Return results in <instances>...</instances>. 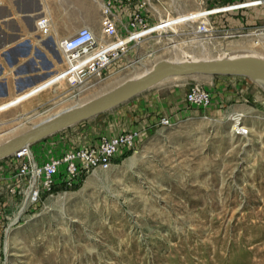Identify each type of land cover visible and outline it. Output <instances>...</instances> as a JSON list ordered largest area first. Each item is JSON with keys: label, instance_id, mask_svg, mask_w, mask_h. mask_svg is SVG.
<instances>
[{"label": "rangeland", "instance_id": "374dc122", "mask_svg": "<svg viewBox=\"0 0 264 264\" xmlns=\"http://www.w3.org/2000/svg\"><path fill=\"white\" fill-rule=\"evenodd\" d=\"M103 4L77 0L74 18L85 16L88 23L65 24L63 39L84 25L99 37ZM227 4L144 0L148 33L79 87L58 76L39 94L43 105L21 119L13 118L24 102L0 111V144L157 64L220 60L250 50L264 56V31H228ZM201 22L210 34L196 33ZM126 24L116 21L120 39ZM195 85L211 95L208 109L186 106ZM236 113L250 129L246 138L234 134ZM121 134L135 138L107 170L72 186L57 184L34 204L0 195V264H264V88L257 81L169 79L29 148L44 161Z\"/></svg>", "mask_w": 264, "mask_h": 264}, {"label": "built area", "instance_id": "2783aa9c", "mask_svg": "<svg viewBox=\"0 0 264 264\" xmlns=\"http://www.w3.org/2000/svg\"><path fill=\"white\" fill-rule=\"evenodd\" d=\"M119 1L127 4L132 0ZM142 7L140 4L139 9L132 13L124 26V37L120 39L110 5L103 4L100 36L96 37L90 28L83 26L65 39L60 44L63 69L55 75L60 76L61 81L73 89L120 59L129 45L137 44L147 32ZM49 22L44 16L36 20V28L42 35H47ZM210 32L211 29L205 22H201L196 28V33L200 36H206ZM186 103L190 107L205 110L211 107L212 97L201 86L195 85L188 91ZM236 135L246 138L249 129L240 127ZM134 138V134L103 136L93 145L73 149L61 157L44 161L30 156L26 148L22 149L5 162L4 174L0 176V195L7 199L13 197V201L20 197L22 206L25 203H38L42 196L50 193L57 184L72 186L77 184L81 177L97 169L107 170L112 159L130 145Z\"/></svg>", "mask_w": 264, "mask_h": 264}, {"label": "crops", "instance_id": "0c3cea01", "mask_svg": "<svg viewBox=\"0 0 264 264\" xmlns=\"http://www.w3.org/2000/svg\"><path fill=\"white\" fill-rule=\"evenodd\" d=\"M76 1L0 0V111L22 102L27 104L13 119H21L43 105L44 99L39 94L59 82L55 74L63 69L60 44L64 40L65 24L88 23L85 16L75 20ZM103 3L110 5L114 19L121 24L129 21L144 0H133V4H122L119 0H103ZM146 11V7L141 8L142 14ZM222 12L226 13V27L232 35L264 31V0H228L227 8ZM40 16L50 18L47 35H42L36 28ZM80 27L83 26L77 28ZM259 55L264 58L261 53ZM186 106L200 110L187 103ZM2 170L3 166L0 172ZM8 200L14 198L8 197Z\"/></svg>", "mask_w": 264, "mask_h": 264}, {"label": "water", "instance_id": "95a60500", "mask_svg": "<svg viewBox=\"0 0 264 264\" xmlns=\"http://www.w3.org/2000/svg\"><path fill=\"white\" fill-rule=\"evenodd\" d=\"M193 75L246 77L264 83V58L243 56L225 60L157 64L143 76L127 80L83 105L72 107L44 119L17 136L1 143L0 160L64 128L105 112L153 87L167 77Z\"/></svg>", "mask_w": 264, "mask_h": 264}, {"label": "bare ground", "instance_id": "6f19581e", "mask_svg": "<svg viewBox=\"0 0 264 264\" xmlns=\"http://www.w3.org/2000/svg\"><path fill=\"white\" fill-rule=\"evenodd\" d=\"M44 17H47L48 19H49V21H50V18L48 17V16H44ZM50 23V22H49ZM50 27H51V24H49V29H48V32L50 31ZM148 32H146L145 34H147ZM64 41V40H63ZM62 41V42H63ZM243 56H251V57H261L260 55H259V53L258 52H256V51H252V50H250V51H245V52H243L242 54H240V55H238V56H234V57H230V58H225V59H232V58H238V57H243ZM262 58V57H261ZM225 59H220V60H225ZM187 61V60H186ZM212 61V60H211ZM187 62H198V60L197 59H190L189 58V60L187 61ZM187 62H163V63H187ZM162 64V63H161ZM152 69H150V70H147V71H145L142 75H140L139 77H141V76H143L144 74H146V73H148L149 71H151ZM193 76H202V75H193ZM58 77V76H57ZM56 77V78H57ZM60 77V76H59ZM139 77H135V78H133V79H137V78H139ZM186 77H191V76H186ZM174 78H184V76L183 77H167V78H165L164 80H162V81H160V82H158V84H156V85H154L153 87H155V86H157V85H160V84H163L164 82H166V81H168L169 79H174ZM61 79V78H60ZM132 80V79H131ZM255 81H257L263 88H264V83L263 82H261V81H259V80H255ZM65 84V83H64ZM152 88V87H151ZM212 105V104H211ZM76 107V106H75ZM243 118H244V115L243 114H241V113H239V114H235L233 117H232V122H233V131H234V134H236V132L239 130V128L240 127H243V128H247V129H249L248 127H246L245 125H243ZM250 130V129H249ZM249 134H250V131H249ZM30 145L29 146H25V148L29 151V155L30 156H32V157H34V154L32 153V151L30 150ZM25 148H23V149H25ZM22 150V149H21ZM20 150V151H21ZM19 152V151H18ZM17 153V152H16ZM16 153H14V154H16ZM13 154V155H14ZM13 155H11V156H13ZM11 156H9L10 158H12ZM9 157H7V158H9ZM22 209V208H21ZM21 209H20V211H21ZM20 213V212H19ZM15 221H16V219H15Z\"/></svg>", "mask_w": 264, "mask_h": 264}]
</instances>
